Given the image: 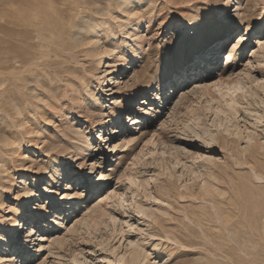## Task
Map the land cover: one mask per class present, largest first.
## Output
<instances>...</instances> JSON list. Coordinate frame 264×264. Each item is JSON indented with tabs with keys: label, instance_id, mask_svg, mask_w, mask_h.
Segmentation results:
<instances>
[{
	"label": "rangeland",
	"instance_id": "obj_1",
	"mask_svg": "<svg viewBox=\"0 0 264 264\" xmlns=\"http://www.w3.org/2000/svg\"><path fill=\"white\" fill-rule=\"evenodd\" d=\"M89 3L23 9L29 32L55 20L45 40L64 49L28 64L22 88L0 0V256L6 240L12 264H264V0ZM240 37L223 77L254 82L233 111L215 76Z\"/></svg>",
	"mask_w": 264,
	"mask_h": 264
},
{
	"label": "bare ground",
	"instance_id": "obj_2",
	"mask_svg": "<svg viewBox=\"0 0 264 264\" xmlns=\"http://www.w3.org/2000/svg\"><path fill=\"white\" fill-rule=\"evenodd\" d=\"M92 0H88V2L91 3ZM121 1V0H120ZM130 2V0H129ZM51 3V2H50ZM89 3V4H90ZM128 3V2H127ZM126 3V4H127ZM4 4H5V12H4V15H5V18L7 20H9V25L7 27V30H6V34H7V37L6 39L3 40V51L6 55V57L4 58V61H5V68H4V71H6L7 75H6V79L12 84L14 82V80L16 79V81H18V85L21 86L23 88H25V85L23 84V80L25 81H29L30 78L29 73L25 74L26 76L24 77V73L25 72H29L28 69H26L27 65L28 64H32V63H35L36 62V59L38 57H47L48 56V53L50 52H53L57 57L60 56L61 52H62V49L63 46L60 48L58 47L60 44H59V41L57 39H54L52 40L51 37H47L48 40H45V34L43 33V31H45L46 29H48V27L55 23V20L51 19L50 22L48 24H43V23H40L39 26H37L35 29H33L34 31L32 32H29L28 31V27L25 26V20H24V8H28L30 10H32V14L34 15H40L41 11H40V8L39 7H34V5H32V0H4ZM94 4V2H93ZM237 5V4H236ZM49 6V5H48ZM34 8H36L34 10ZM49 8V7H48ZM54 8V7H53ZM57 8V7H56ZM22 10V11H21ZM20 12V14L18 13ZM30 12V11H29ZM58 12V11H57ZM60 12V11H59ZM55 15V14H54ZM56 16H59V17H62L61 19L59 20H62L64 23L66 24H71L72 22V18L70 16H64V14H62V16L59 15H56ZM64 16V17H63ZM20 17L23 19V20H19ZM57 17V18H59ZM20 21V22H19ZM53 21V22H52ZM82 21V20H81ZM6 23V22H5ZM82 23V22H80ZM8 24V23H7ZM79 23H77L78 25ZM183 25V24H182ZM34 27V26H33ZM50 28V27H49ZM86 30V29H85ZM74 31V30H73ZM78 31V29H77ZM76 31V32H77ZM247 26H246V30H244V35H247ZM90 33V32H88ZM94 33V31H93ZM37 34H40V38L43 39L40 41V39H37ZM80 34V33H79ZM79 34H77L76 36V39H81ZM96 35V34H95ZM94 35V36H95ZM240 35V33L238 34ZM49 36V35H48ZM88 36V35H87ZM86 36V37H87ZM90 36V35H89ZM243 37V36H242ZM242 37L239 38V40L237 41V44L241 42L242 40ZM54 38V37H53ZM89 37H87L88 39ZM93 37H91L92 39ZM95 39V38H93ZM97 39V37H96ZM94 40L96 43L95 45L93 46H97V40ZM90 41V39H89ZM225 41V40H224ZM86 42V40H85ZM88 42V41H87ZM86 42V43H87ZM84 42H82L81 44L83 45ZM215 43V42H214ZM92 44V43H91ZM205 44V42H203V45ZM75 45V44H74ZM210 45V44H209ZM208 45V46H209ZM61 46V45H60ZM98 46L100 47V45L98 44ZM208 46H205V50L207 49ZM218 46L219 49H223L224 48V42H220L219 44L216 45V47ZM240 46V45H239ZM79 47V46H78ZM99 47H96V49H98ZM1 48V46H0ZM91 48V47H89ZM95 49V50H96ZM89 50V49H88ZM92 50V49H91ZM101 50V48H100ZM165 51H170L172 49H164ZM205 50H204V53H205ZM235 50H238L237 47H232V48H229L228 52L222 56L221 60H220V64H219V68L217 69V73H216V80L218 82H221V83H224L225 82V85L228 86V93L226 92V94H224L223 96H227V97H224L223 98V102L225 104V106H227L230 110H233L235 111L236 108H235V100H234V97H233V94H234V90L237 88V86L240 84L244 87H249L250 84H252L254 82V80H248V79H237V80H234L232 82H229V81H225L224 80V77H223V73L225 71H228L231 66H232V63H233V60H235V58L233 57V55H235ZM103 51V50H102ZM215 51L214 50H209V52H213ZM84 52V51H83ZM93 52V50H92ZM99 52V51H98ZM97 52V53H98ZM96 53V51L94 52ZM96 53V54H97ZM104 53V52H102ZM92 54V53H91ZM101 54V53H100ZM89 55V54H88ZM98 55V54H97ZM203 55V54H202ZM200 56V59H207L204 58L203 56ZM99 56V55H98ZM225 57V58H223ZM199 59V60H200ZM217 60V58H216ZM222 65V66H221ZM2 66V65H1ZM0 66V67H1ZM194 67V65L192 66ZM220 68H222L221 70H219ZM44 69V68H43ZM34 70V69H33ZM45 70V69H44ZM184 71V70H183ZM188 70L186 71V75H188ZM47 73V72H46ZM65 73V72H64ZM69 73V72H68ZM179 74H181V71L178 72ZM183 77H181V86H184L185 85V72L183 73ZM48 76V75H47ZM31 77V76H30ZM2 78V77H1ZM200 80V79H199ZM39 83V82H38ZM180 86V87H181ZM161 86H159L158 88L160 89ZM185 87V86H184ZM34 89V88H33ZM158 89V90H159ZM203 93L205 92L206 90V86L203 87V88H200ZM163 92V90L161 91ZM263 92H264V87H263ZM170 94V93H169ZM166 93H162L160 95V98H159V101H158V105L159 106H162L164 105L165 103L163 102V99L166 97ZM222 96V97H223ZM183 98H188L187 95H184ZM10 100V99H9ZM261 100V99H260ZM12 101V100H11ZM262 102L264 103V101L262 100ZM18 107V106H17ZM20 109V108H19ZM15 110L17 111V109L15 108ZM260 113V112H259ZM19 114V113H18ZM21 114V113H20ZM145 114V112L143 113V115ZM257 114V113H256ZM118 115V114H117ZM8 116V115H7ZM260 117V116H258ZM255 118V116L253 117ZM114 120V119H113ZM249 120V119H248ZM122 135H125L124 133ZM130 142L129 139H126L124 144L123 145H127L128 143ZM112 149L111 150H115V144H113L112 146ZM110 150V151H111ZM245 164V163H244ZM56 170V167H53L52 166V171H55ZM251 170H254L255 171V167L251 165ZM253 171V172H254ZM51 172V171H50ZM255 173V172H254ZM53 174L50 173V176ZM256 176V175H255ZM258 177V176H257ZM256 177V178H257ZM261 177H259L260 179ZM258 179V180H259ZM262 179V178H261ZM20 214V213H19ZM22 215V214H21ZM25 216V215H24ZM22 218V217H21ZM32 219V218H31ZM11 223H9L10 225ZM35 224V217L33 218V225L31 226H28L26 227V230H27V235H26V238H29L31 237V235L35 234V228L36 226L34 225ZM21 227V229L24 230V225L21 223L19 225ZM27 226V225H26ZM10 228V227H9ZM8 228V229H9ZM23 232V231H22ZM15 234V232L13 233ZM22 236V235H21ZM21 238V237H20ZM3 239V237L1 238ZM4 241V240H3ZM151 244V243H150ZM152 245V244H151ZM9 242L5 240V247H4V255H1L0 256V264H12V260L15 259V257H13L17 252L14 251L13 253L10 252L11 251V248H12V251H13V246H11V248H9ZM17 250V249H16ZM16 256V255H15ZM141 256V255H140ZM18 258V257H17ZM144 257L142 256L141 259H143ZM134 259V258H133ZM141 261V260H140ZM145 264H150L148 261L145 263Z\"/></svg>",
	"mask_w": 264,
	"mask_h": 264
},
{
	"label": "snow or ice",
	"instance_id": "obj_3",
	"mask_svg": "<svg viewBox=\"0 0 264 264\" xmlns=\"http://www.w3.org/2000/svg\"><path fill=\"white\" fill-rule=\"evenodd\" d=\"M229 11H231V9H229ZM257 39L260 44H264V34L259 36ZM232 47H239V45L237 44V40L235 38L232 41H230V43L225 47L224 49L225 54L228 52L229 48H232ZM188 71L192 74H195L197 72V68L191 67L188 69ZM157 202L159 203V201Z\"/></svg>",
	"mask_w": 264,
	"mask_h": 264
}]
</instances>
